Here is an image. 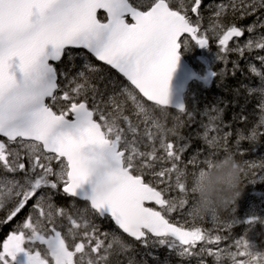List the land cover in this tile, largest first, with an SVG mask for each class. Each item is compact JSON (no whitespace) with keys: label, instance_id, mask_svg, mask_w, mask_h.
I'll use <instances>...</instances> for the list:
<instances>
[{"label":"snow or ice","instance_id":"1","mask_svg":"<svg viewBox=\"0 0 264 264\" xmlns=\"http://www.w3.org/2000/svg\"><path fill=\"white\" fill-rule=\"evenodd\" d=\"M201 6L202 0H0V170L12 174V178L0 176V209L10 204L7 220H12L32 202L24 221L0 245V264H20L21 253L25 264H113L111 257L127 252L129 245L116 232H101L89 212L110 219L120 232L145 246H167L180 257L207 252L218 264L227 249L213 252L207 245L224 237L213 236L194 222L187 226V221L172 219V213L183 210L193 195L192 183L187 184L188 165L198 168L192 173L195 177L218 159L217 154L201 160L197 153L181 167L187 146L177 148L167 142L175 129L166 128L155 115L159 109L166 118L167 109H173L169 82L181 47L194 42L201 49L209 48ZM260 9L264 0L231 3L232 13L241 19ZM99 10L106 14L102 19ZM227 11V6L218 5L211 27L219 45L216 60L227 64L229 52L244 57L254 49L264 51V34L243 45L237 40L229 48L234 38L254 32L257 23L247 28L225 24L222 17ZM258 21L264 28V20L258 17ZM73 49H83L115 69L133 89L124 87L104 100L85 71L70 76L65 58L74 68L77 55L83 57L88 73L99 72L87 56ZM257 58L264 64V55ZM250 70L264 85V71L255 66ZM210 75L216 77L217 72ZM259 92L264 125V86ZM174 108L181 114L187 111L184 104ZM187 114L192 118V113ZM205 115L209 123L202 125L203 139L214 147L220 140L219 112ZM162 127L167 132L162 133ZM212 132L217 135L210 136ZM230 135L224 134L225 143ZM256 137L253 130L247 138ZM245 138L240 135L236 144ZM142 144L147 150H141ZM160 150L163 155H158ZM226 153L234 155L227 148ZM157 163L165 166L152 171ZM245 163L264 169V158L259 164ZM149 175L152 179L146 178ZM173 189L181 195H167ZM53 194L72 199L75 213L57 206ZM76 200L85 202V207L76 208ZM187 215L198 217L191 209ZM58 217L67 220L66 233L63 225L56 226ZM256 221L264 224L256 216L243 223ZM201 242L199 253H194ZM235 249L232 254L240 257L245 256L242 249L264 251L244 236L235 240Z\"/></svg>","mask_w":264,"mask_h":264},{"label":"trees","instance_id":"2","mask_svg":"<svg viewBox=\"0 0 264 264\" xmlns=\"http://www.w3.org/2000/svg\"><path fill=\"white\" fill-rule=\"evenodd\" d=\"M231 1L230 0H202V6L200 12L203 16L201 24L204 21L209 20L213 23L215 15H213L214 10L219 4H226L227 13L222 17L225 24L235 23L238 26L247 27L252 25L254 22H258L259 16H264V9L258 10L254 15L246 16L243 19L239 17V14H233L231 11ZM102 18V17H100ZM257 32L262 33L264 28H260L259 25L255 29ZM248 34L247 32H245ZM190 48L194 46L190 45ZM76 54L82 52H73ZM181 55L185 58V48L181 47ZM253 51L245 52L244 57H241L239 54L235 56H227V64L222 60L217 61L212 65L210 71L217 72V76L213 77V82L211 87L208 89L200 90L198 96H193L189 89L188 95L186 96V113L177 114L172 111H168L167 117H163L160 114V110L156 109L155 113L158 114L161 122L164 123L166 128H174L175 134L169 133L167 136V142H172L177 148L186 147V150L181 154L183 155L182 166L184 167L189 158L193 157L199 153V159L206 157L204 153L208 152L207 156L210 153H216V158H219L225 154V148L234 153L235 158L241 162L244 167V172L246 175L242 176V183L246 181H251L257 176L259 172L264 173V169L259 167L250 168L245 163L246 161L253 160V162L259 164L264 158V125L256 124L254 118H258L257 110L255 109V97L251 90H247L244 84H248L249 87L253 86V83L257 85L253 72L250 70L252 63L248 64L247 61L251 59ZM84 54V53H83ZM86 56V55H85ZM87 59L91 64L99 69L97 73H90L91 83L96 86L99 92L103 93V99L107 100L108 95L112 93H118L116 89V83L120 82L127 87V85L117 77L113 72L107 68L96 64L91 58L87 56ZM234 61L238 62V66L234 65ZM71 63L65 58V67L69 70L70 76L76 72L78 69L83 68L84 60L83 57L77 55L74 63L76 67H71ZM118 81V82H117ZM119 84V83H118ZM197 97H201V101L193 104V100ZM216 109L217 111H213ZM127 110V106H126ZM216 115L219 112V119L216 121L217 126L220 131L218 135L220 136L219 143L216 146H209L208 143L203 139V133L205 129L201 132L199 127L204 124L209 123L208 115ZM187 113H192V118H189ZM253 115V119L248 123L246 118L249 115ZM257 132L256 140H250L247 137L251 136L252 131ZM225 133H231L230 136H227L226 143L224 139ZM201 134V137L199 136ZM217 135L216 132L210 133V136ZM240 135L246 137L244 140L240 141V144L237 145L236 141ZM200 137V138H197ZM253 151H259L255 155ZM243 153V154H241ZM203 167V165H200ZM198 171V168H195L191 165L187 167V184L191 187L192 183V173ZM177 194L181 195L178 190ZM173 196V194H167ZM190 198V196H189ZM188 198V199H189ZM54 203L57 206H63L69 211L75 213L76 209L72 208L73 201L65 198L59 194H53ZM76 204V208H83L85 204ZM236 204V203H235ZM235 204L231 205L230 208H234ZM11 206L7 205L5 208L0 209V229L1 231L6 230H15L18 223H22L26 218V215H23L21 211L12 220H7L8 209ZM175 214V212H174ZM228 211L223 210L218 214V222L215 226L212 227L210 234L220 235L227 240H232L235 237L240 236L243 227L241 225H232L227 230H223L222 225L227 217ZM239 212H234L232 215L233 218H237ZM88 216L93 218L94 223L98 225L101 232H116L118 235L119 232L114 229L109 220L100 221L93 217L92 213L89 212ZM62 225H64L63 232L67 231L68 222L66 219L63 220ZM2 232L0 234V242L2 241ZM124 238V237H123ZM126 243L129 245L127 252L121 253L119 255H113L111 260L113 264H116L118 260L120 264H128V261L131 259L134 261V264H217L213 259L212 255H209L205 252L202 255L191 256L188 258L180 257L175 254L165 253L163 250L159 252L156 251H147L143 248V251L139 248V245L126 240Z\"/></svg>","mask_w":264,"mask_h":264},{"label":"rangeland","instance_id":"3","mask_svg":"<svg viewBox=\"0 0 264 264\" xmlns=\"http://www.w3.org/2000/svg\"><path fill=\"white\" fill-rule=\"evenodd\" d=\"M230 1L232 2V0H230ZM135 2H137V0H135L134 3ZM237 2H239V0H237ZM219 5H221V4H219ZM223 5H226V4H223ZM176 6L177 7L179 6L178 3ZM216 10H217V7L214 10L213 15H215ZM259 18H261V20H264V16H259ZM258 25H259V21L257 22V26ZM245 28H247V27H245ZM202 30H203V28H202ZM204 30L208 32V35L210 37L209 48L208 49H201L200 47H198L196 49V47L195 48L188 47V48H185V56L189 60L188 61L189 64H192V65L196 64L199 68H201L205 71V74H207V72L211 69L212 65L216 63V55L212 56L211 53H212L214 47H218L219 45H218V40L216 39L213 31H211V29H208V30L204 29ZM245 32H247V31H245ZM254 34H261V33L257 32L255 30L252 33H248L246 36L244 35L243 38L238 40V42L241 45H243L250 37L253 38L255 36ZM236 41L237 40L229 43V48L235 47ZM253 52H255L256 57H258L260 52H264V51L259 50V49H254ZM221 54H223V53H221ZM249 61H250L249 64H251V59H249ZM81 70L85 71L86 75H91L90 73H88L87 69H84V68L78 69L72 75H75L78 71H81ZM118 83H116V89L119 92L122 88H124L126 86H124V84H122L120 82H118ZM200 89H207V87H198V88L193 89V91H197ZM126 111H128L130 113V111H131V105L130 104L127 105ZM155 115L158 117V114L155 113ZM253 118H254L253 115H251V113H250L249 117L246 118V122L249 123ZM254 121L256 124H260L259 118H256V119L254 118ZM203 129H204V127H202V126L199 127L200 132ZM140 131L141 132L143 131V125H141ZM199 136L201 137V134ZM200 137H197V138H200ZM156 145L159 148V138H157V140H156ZM141 150H147L144 148L143 144L141 145ZM163 154L164 153L162 150L158 151V155H163ZM181 156H182V161H183V155H181ZM162 166H165V165L157 163L156 168L153 169L152 171L159 170L160 167H162ZM167 166H170V165H167ZM180 166H182V164ZM5 175H7L9 178H12V174H8V173L0 174V176H5ZM243 175H245V172L243 173ZM261 175H264V173L259 172L257 174V176H255L254 179L257 181V183H254V184L251 183L252 180L246 181L245 183H242V186H241L242 194H241L240 198L236 201L235 207L234 208L229 207L227 209L228 219L225 220V222L223 223L222 229L227 230L232 225H241L243 227V230H242L240 236L235 237L232 240H227V243H224V244H222V243L226 242L225 238L222 239L218 244L214 243L212 245H207V247L209 249H211L213 252L219 251L220 249H227L229 251H235L236 250L235 249V240L237 238L242 237V236L247 238L249 241L254 242L260 250H264V224L260 223L259 221H256L252 224L243 223L245 220H247L253 216L264 219V181H259ZM146 178L152 179L151 175L147 176ZM161 187H163V185H161ZM45 191H47V190H45ZM170 193L173 194L172 197H179L180 196L179 194H177L176 189L170 190L168 194H170ZM31 203L32 202L29 203L28 207H26L24 210H22L23 215L28 214L30 207H31ZM192 204H193V198L190 195L188 205H186L183 210L178 209L177 212H175V214L172 213V219L180 220L182 222L187 221V222H189L187 226H191V223L194 222L196 225L206 229L210 233L212 230V227L217 224L218 220H213V216H210V215L209 216H203V217L198 216L193 220L192 217H189L187 215L188 211L192 207ZM9 206H11V205L9 204ZM234 209H235V211H233ZM236 211L239 212L240 214L238 215L237 218L232 219V217H233L232 214ZM63 220H64L63 218H59V217L56 218L55 223H56V226L58 228L61 227ZM234 220H237L240 223H234ZM63 227H64V225H63ZM213 236H215V235H213ZM0 245H2V243H0ZM201 246H203V242H201L200 244L197 245V247L193 250L194 253H199ZM36 247L41 251L44 250V246L40 245L39 243H37ZM139 248L142 251H143V248L149 252H151V251L159 252L160 250H163L165 253L178 255L175 250H171L167 246H159V245L145 246L141 243ZM193 256H198V254H194ZM212 257L215 260V257L213 255H212ZM185 258H188V257H185ZM18 260L20 261V264H25L26 257H24V255L21 253L18 256Z\"/></svg>","mask_w":264,"mask_h":264},{"label":"clouds","instance_id":"4","mask_svg":"<svg viewBox=\"0 0 264 264\" xmlns=\"http://www.w3.org/2000/svg\"><path fill=\"white\" fill-rule=\"evenodd\" d=\"M161 132H167L162 127ZM244 167L231 153L216 159L210 167L205 168L192 179L193 204L191 211L196 216H218L240 198ZM245 256H234L226 250L220 254L218 264H264V251L256 252L242 249Z\"/></svg>","mask_w":264,"mask_h":264},{"label":"water","instance_id":"5","mask_svg":"<svg viewBox=\"0 0 264 264\" xmlns=\"http://www.w3.org/2000/svg\"><path fill=\"white\" fill-rule=\"evenodd\" d=\"M98 13H102V14L106 15L103 12V10H99ZM240 38H234V40H237V39H240ZM230 42H232V41H230ZM192 43H194V42H192ZM73 50H75V51H83L91 59H93L97 64H100V65L108 68L113 73H115L119 77H121L133 89V86L130 84V82H128L127 79L125 77H123L122 74L118 73L115 69H112L110 66L104 65L102 62L97 61L95 59V57H93L90 53H87L83 49H73ZM179 55H180V52H179ZM201 81L203 83H207L208 82V77H206V78H204L202 80L199 79V77L195 74V72L193 71V69L184 61V59L180 55V59H179V61L177 63V67H176L175 71L172 73V76H171V79H170V82H169V101H170V105L173 106V109L169 108L167 110H170V111H174V112L179 113L177 110H175L174 106L179 105V104H184L185 105L184 96H185V94L187 92V89H188L189 85L191 83H193V82L199 83ZM147 103L148 104H151V102H147ZM76 201L81 202V203H85V202L79 201V200H76ZM150 206H152V207H158L156 205H150ZM100 219H103V218H100ZM110 222L116 228V226L114 225V222H112V221H110ZM118 231H119V233L122 236H124L126 239L134 242L135 244L141 243L139 241H135L134 239H132L130 237H127L126 234H123L122 232H120V230H118Z\"/></svg>","mask_w":264,"mask_h":264},{"label":"flooded vegetation","instance_id":"6","mask_svg":"<svg viewBox=\"0 0 264 264\" xmlns=\"http://www.w3.org/2000/svg\"><path fill=\"white\" fill-rule=\"evenodd\" d=\"M135 0H133L134 2ZM247 34L245 33V36ZM210 46V45H209ZM196 47V49L198 48V46H194V48ZM247 63L249 64L250 61L248 60ZM252 66H255L258 70H261V71H264V64H261V62L259 61V59L256 57V54L255 52L253 53V56H252ZM192 66V65H191ZM193 69L195 70L196 74L199 76H205L207 74L210 75V73H212L211 71H208L207 74H205V71L201 68H199L196 64H194V66H192ZM254 78H255V81L257 82V86L258 88L254 91V97H255V109L257 110V116L258 118L260 119L261 118V110H260V107H259V104H260V92H259V89H260V80H259V77H257L255 74H253ZM200 77V76H199ZM211 79H210V82L208 84H201V83H198V84H193L192 88H191V91L190 93L193 95V96H198L199 94V91L200 90H204V89H200V90H197V91H193V89L195 88H198V87H207L210 88L211 87V84L213 82V77L210 75Z\"/></svg>","mask_w":264,"mask_h":264},{"label":"bare ground","instance_id":"7","mask_svg":"<svg viewBox=\"0 0 264 264\" xmlns=\"http://www.w3.org/2000/svg\"><path fill=\"white\" fill-rule=\"evenodd\" d=\"M213 26V23L212 22H210L209 20H207V21H204L203 23H202V28H203V30L204 29H211V27ZM261 34H264V31L261 33ZM261 34H254L255 36L253 37V38H258ZM218 51H219V46L218 47H215L214 49H213V51H212V53H211V55L212 56H215L217 53H218ZM220 55H224V54H221L220 53ZM235 56V55H238L236 52H229L228 54H227V56ZM259 55H264V52H260V54ZM192 65V64H191ZM192 66H194V64L192 65ZM259 80H260V88L262 87V86H264V85H262V83H261V79L259 78ZM245 85V88L247 89V90H256L257 88H258V86L256 85V84H254L253 83V86L252 87H249L248 86V84L246 83V84H244ZM252 93H254V91H252ZM201 101V97H197V98H195L194 100H193V104L195 105V103H198V102H200ZM253 152H255V151H253ZM257 152H259V151H256L254 154L256 155L257 154ZM207 154H208V152H206V153H204V155L205 156H207ZM248 162H253V160H249ZM241 186H242V184H241ZM13 230H6V231H1V229H0V234H1V232H2V241L0 242V243H3V241L7 238V236L12 232Z\"/></svg>","mask_w":264,"mask_h":264}]
</instances>
